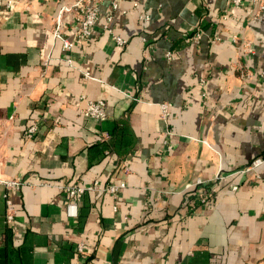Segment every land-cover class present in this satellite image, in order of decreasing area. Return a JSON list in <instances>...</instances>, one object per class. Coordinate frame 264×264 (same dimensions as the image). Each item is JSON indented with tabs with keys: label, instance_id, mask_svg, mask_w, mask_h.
I'll list each match as a JSON object with an SVG mask.
<instances>
[{
	"label": "crops",
	"instance_id": "crops-1",
	"mask_svg": "<svg viewBox=\"0 0 264 264\" xmlns=\"http://www.w3.org/2000/svg\"><path fill=\"white\" fill-rule=\"evenodd\" d=\"M0 1V264H264V164L233 177L264 158V11L99 0L91 37L65 52L54 19L74 0ZM100 100L106 119L84 117ZM96 182L68 217L56 185Z\"/></svg>",
	"mask_w": 264,
	"mask_h": 264
},
{
	"label": "built area",
	"instance_id": "built-area-1",
	"mask_svg": "<svg viewBox=\"0 0 264 264\" xmlns=\"http://www.w3.org/2000/svg\"><path fill=\"white\" fill-rule=\"evenodd\" d=\"M244 2H252L253 5L257 7V12L264 11V0H231L230 6L232 8H239ZM0 1V5H1ZM6 6L10 8L12 6V2L8 1ZM113 8H117V4H113ZM72 15L73 21L75 23V30H73L71 37H66L63 35L62 32V21L64 17ZM100 18L99 12V0H74L71 4H63L54 19V30L53 35L54 38L60 40L63 45V50L65 52H70L74 46L76 41H85L91 37L92 30L96 26L98 20ZM147 18V16H146ZM113 21L112 16L107 17L106 24L103 25V32L109 34L113 37L114 41L118 46H124L126 41L115 34L113 28L111 27V23ZM201 30L196 32L197 39H201ZM234 43L238 41V38L234 37L232 39ZM243 45L245 48L251 47V43L249 41H244ZM168 57H171V53L167 54ZM252 77L250 72H246L243 75V79L247 80ZM259 77L264 80V70L260 72ZM171 108L170 103H163L160 106L161 109V116L166 121L169 116V111ZM82 114L84 117L90 118L95 121H103L106 119L105 113V103L103 101H87L85 106L82 109ZM37 131V126L33 125L28 129L29 133H35ZM106 138V137H105ZM264 164V158H256L254 159L246 168L240 169L233 174V177H238L241 174H245L251 171H256L260 166ZM124 172L127 174L129 173V168L124 166ZM217 178L220 179V176ZM7 187L16 188L20 187V183L17 180H12L8 182H3ZM204 181L197 180L195 185H202ZM42 186H51L50 183H42ZM126 187L125 182H121L117 185H108L102 191H108L113 195H116L120 190ZM191 187V186H190ZM56 188L62 190L67 197V204H66V212L68 217L76 218L78 216V207L81 198L86 194L88 191L92 190H100L98 187V182H96L91 187H84L79 185H56ZM238 185H232V190H237ZM8 212L6 214V220L8 224H11L14 218L15 209L11 206V203L8 201ZM82 247H80V250Z\"/></svg>",
	"mask_w": 264,
	"mask_h": 264
}]
</instances>
